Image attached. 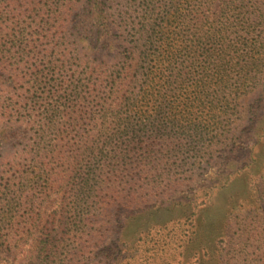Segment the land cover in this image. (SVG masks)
Listing matches in <instances>:
<instances>
[{"label": "trees", "instance_id": "trees-1", "mask_svg": "<svg viewBox=\"0 0 264 264\" xmlns=\"http://www.w3.org/2000/svg\"><path fill=\"white\" fill-rule=\"evenodd\" d=\"M244 3L0 0V264H103L96 207L143 206L184 146L226 140L264 19Z\"/></svg>", "mask_w": 264, "mask_h": 264}, {"label": "rangeland", "instance_id": "rangeland-1", "mask_svg": "<svg viewBox=\"0 0 264 264\" xmlns=\"http://www.w3.org/2000/svg\"><path fill=\"white\" fill-rule=\"evenodd\" d=\"M244 1L245 13L264 15V0ZM256 23L247 41L250 91L237 102L226 140L210 149L184 146L176 164L158 170L159 189L143 206L129 210L120 203L107 213L98 205L100 225L93 219L86 232L104 233L107 217L109 237L119 244L92 253L94 263L264 264V19ZM1 163L0 191L7 179ZM91 247L83 238L72 254L83 262Z\"/></svg>", "mask_w": 264, "mask_h": 264}]
</instances>
